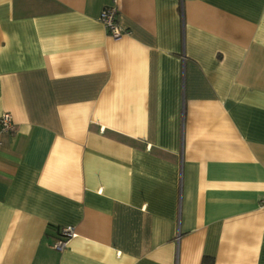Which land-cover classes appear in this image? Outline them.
Returning a JSON list of instances; mask_svg holds the SVG:
<instances>
[{
	"label": "crops",
	"instance_id": "obj_1",
	"mask_svg": "<svg viewBox=\"0 0 264 264\" xmlns=\"http://www.w3.org/2000/svg\"><path fill=\"white\" fill-rule=\"evenodd\" d=\"M3 112L0 264H264V0H0Z\"/></svg>",
	"mask_w": 264,
	"mask_h": 264
},
{
	"label": "built area",
	"instance_id": "obj_2",
	"mask_svg": "<svg viewBox=\"0 0 264 264\" xmlns=\"http://www.w3.org/2000/svg\"><path fill=\"white\" fill-rule=\"evenodd\" d=\"M117 10L115 6H105L100 12L98 19L103 24L106 32L113 38H117L121 35L122 31L116 20ZM15 129V123L8 112H3L0 115V132L11 133ZM73 235V229L71 226H63L59 229V237L53 242L52 246L58 250H62L66 243Z\"/></svg>",
	"mask_w": 264,
	"mask_h": 264
}]
</instances>
